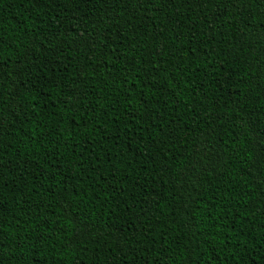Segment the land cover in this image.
I'll return each instance as SVG.
<instances>
[{
	"label": "trees",
	"instance_id": "trees-1",
	"mask_svg": "<svg viewBox=\"0 0 264 264\" xmlns=\"http://www.w3.org/2000/svg\"><path fill=\"white\" fill-rule=\"evenodd\" d=\"M0 264H264V0H0Z\"/></svg>",
	"mask_w": 264,
	"mask_h": 264
}]
</instances>
